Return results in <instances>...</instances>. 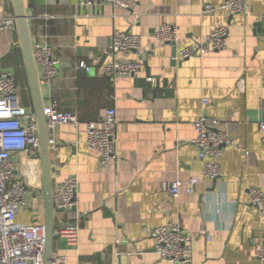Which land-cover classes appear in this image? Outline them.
<instances>
[{
	"label": "crops",
	"instance_id": "1",
	"mask_svg": "<svg viewBox=\"0 0 264 264\" xmlns=\"http://www.w3.org/2000/svg\"><path fill=\"white\" fill-rule=\"evenodd\" d=\"M81 1L23 0L32 47L48 44L60 59L51 86H41L44 106L56 102L79 119L78 127H57L56 150H50L53 190L71 176L79 180V239L70 245L58 236L51 263L170 264L155 252L151 232L179 223L192 240L190 264H264V209L249 203L252 188L264 194V0H243L245 11L237 15L221 8L227 0H137L130 12L100 0L82 7ZM206 5L218 10L204 15ZM4 17L16 18L13 0H0V27ZM162 24L177 28V50L221 26L229 36L223 50L173 63V45L155 43ZM116 30L140 37V50L127 58L143 63L135 78L103 74V66L116 59L109 49ZM82 62L89 71L80 68ZM3 72L15 76L21 105L36 113L17 19L11 31L0 29ZM204 98L210 100L205 109ZM108 108L117 113L118 159L105 165L88 150L87 126L101 124ZM204 112L233 140L223 147L215 184L203 178L193 143L194 122ZM12 159L14 177L27 187L17 222L45 225L41 161L22 153ZM196 177L202 183L191 194L187 182ZM175 181L182 183L177 198L161 191L164 182ZM55 211L56 232L70 214Z\"/></svg>",
	"mask_w": 264,
	"mask_h": 264
},
{
	"label": "built area",
	"instance_id": "2",
	"mask_svg": "<svg viewBox=\"0 0 264 264\" xmlns=\"http://www.w3.org/2000/svg\"><path fill=\"white\" fill-rule=\"evenodd\" d=\"M101 3L112 5L124 11H133L137 0H100ZM82 7H92V0L81 1ZM232 15L245 11L243 0H227L221 6ZM218 8L206 5L202 14H213ZM16 24V18L4 17L0 29L11 31ZM229 29L221 26L207 36L196 40L193 44L178 49L175 60L200 59L210 51H220L226 47ZM156 44H170L178 47L180 37L178 30L171 24H162L154 35ZM141 48V40L137 34L116 30L109 47L115 60L103 66V74L116 80L120 77L135 78L144 68L142 62L130 61L127 58ZM34 61L39 74L41 86H51L60 70V59L56 57L53 48L48 44H38L33 48ZM117 56L123 58L117 59ZM80 68L89 71V66L82 62ZM152 82V79H148ZM264 89V79L262 82ZM210 100L204 98L202 106L205 109ZM48 131L50 150H56L55 131L58 126L71 124L79 126L78 116L72 112L62 111L54 102L44 108ZM117 113L115 108H108L99 123H89L87 126V146L91 153H96L105 165H110L118 159V138L116 133ZM221 122L205 112L194 122L196 139L194 145L198 149L199 158L203 161V178L208 181L217 180L221 176L219 159L223 147L232 144L229 134L221 130ZM259 131L264 133V122L259 124ZM40 138L38 118L35 112H29L17 97L15 76L11 72L0 75V264H44L46 247V227L43 224H20L18 213L27 206V187L23 180L14 177L16 170L12 159L14 154L22 153L32 160H40ZM237 148L247 152L245 146L237 144ZM201 179L191 178L187 182V191L197 192ZM182 183L164 182L161 191L177 198ZM79 180L77 176L67 178L53 190L54 209L70 214L68 223L55 233L64 238L68 244L75 245L79 239L81 218L75 212L78 205ZM251 206L264 209V194L260 189L252 188L249 193ZM155 240V252L160 258L170 264H190L192 262V240L179 223L160 226L151 232ZM259 260L264 262V244L259 250ZM51 264H62L60 259Z\"/></svg>",
	"mask_w": 264,
	"mask_h": 264
},
{
	"label": "water",
	"instance_id": "3",
	"mask_svg": "<svg viewBox=\"0 0 264 264\" xmlns=\"http://www.w3.org/2000/svg\"><path fill=\"white\" fill-rule=\"evenodd\" d=\"M18 30L20 34L21 47L24 56V62L26 67V72L28 75L29 86L31 94L34 101L35 111L38 118L39 125V138H40V161L42 166V178H43V189L45 196V208H46V247L44 253V264H51V259L53 255V241L58 238L55 233V209L53 204V187H52V177H51V152L48 142V131L46 125V118L44 115V103L42 100V87L39 81L38 70L34 61L33 47L30 39V32L28 26V16L24 6L23 0H13ZM174 52V62L177 47L173 46ZM188 60V59H186ZM218 180V179H217ZM214 180V184L217 182ZM61 212V211H60Z\"/></svg>",
	"mask_w": 264,
	"mask_h": 264
}]
</instances>
